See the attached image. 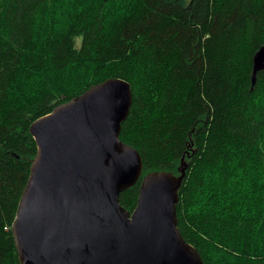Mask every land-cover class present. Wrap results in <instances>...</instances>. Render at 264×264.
I'll return each mask as SVG.
<instances>
[{
  "label": "trees",
  "instance_id": "obj_1",
  "mask_svg": "<svg viewBox=\"0 0 264 264\" xmlns=\"http://www.w3.org/2000/svg\"><path fill=\"white\" fill-rule=\"evenodd\" d=\"M264 0H0V264L36 143L30 122L110 76L143 171L185 175L177 225L207 264L264 261ZM141 177L119 194L132 210Z\"/></svg>",
  "mask_w": 264,
  "mask_h": 264
},
{
  "label": "water",
  "instance_id": "obj_2",
  "mask_svg": "<svg viewBox=\"0 0 264 264\" xmlns=\"http://www.w3.org/2000/svg\"><path fill=\"white\" fill-rule=\"evenodd\" d=\"M262 69L264 44L252 84ZM131 101L130 82L110 76L30 122L36 152L11 223L19 264H207L177 225L184 157L178 173H142L141 153L119 136ZM139 177L129 210L119 194Z\"/></svg>",
  "mask_w": 264,
  "mask_h": 264
}]
</instances>
